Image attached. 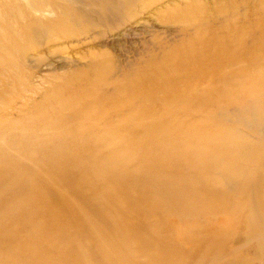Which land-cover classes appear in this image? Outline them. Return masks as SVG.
Masks as SVG:
<instances>
[{
  "label": "rangeland",
  "instance_id": "1",
  "mask_svg": "<svg viewBox=\"0 0 264 264\" xmlns=\"http://www.w3.org/2000/svg\"><path fill=\"white\" fill-rule=\"evenodd\" d=\"M0 264H264V0H0Z\"/></svg>",
  "mask_w": 264,
  "mask_h": 264
},
{
  "label": "bare ground",
  "instance_id": "2",
  "mask_svg": "<svg viewBox=\"0 0 264 264\" xmlns=\"http://www.w3.org/2000/svg\"><path fill=\"white\" fill-rule=\"evenodd\" d=\"M35 8H36V10H41V11H44L46 13H53V10L51 8H46V4L36 5Z\"/></svg>",
  "mask_w": 264,
  "mask_h": 264
}]
</instances>
